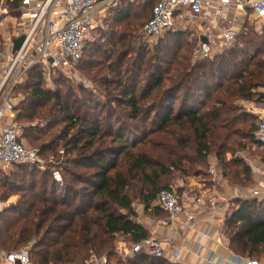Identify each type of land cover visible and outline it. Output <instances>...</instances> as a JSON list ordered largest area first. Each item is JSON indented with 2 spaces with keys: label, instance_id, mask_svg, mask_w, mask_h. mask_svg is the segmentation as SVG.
I'll use <instances>...</instances> for the list:
<instances>
[{
  "label": "trees",
  "instance_id": "obj_1",
  "mask_svg": "<svg viewBox=\"0 0 264 264\" xmlns=\"http://www.w3.org/2000/svg\"><path fill=\"white\" fill-rule=\"evenodd\" d=\"M7 2L9 11L19 15L23 0ZM154 4L155 0L124 1L109 12L108 18L135 31L137 27L129 19L136 16L139 7L149 11L150 19ZM249 22L246 20L241 27L245 31L242 36L247 39V47L237 48L235 43L232 48L198 59L196 63H192L187 54L178 60L175 57L169 62L167 70L160 67L157 71L149 69L143 79L139 77V80L127 82L124 78L127 79L133 71L130 66L122 69L112 62L108 64V74L102 78L100 85L104 87L108 99L113 94L114 97L104 106L117 104L125 108L129 120H138L142 126L151 123L152 126L145 130L147 133L140 127L126 133V127L122 125H118L114 132L111 123L104 127L96 117L91 119L87 115L74 114L60 90L52 92L43 87L48 81L61 83L67 73L53 71L48 77L41 66L32 68L26 76L31 94L15 106L16 120L20 123L22 118L52 122L61 114L68 124L61 135L52 136L51 143L57 139L63 141L66 154L75 155L67 163L91 172L84 174L66 169L67 174L83 184L76 188L67 179V174L64 184L60 185L50 178L48 172H43L40 180L27 183L22 175L13 171L23 165L0 171L4 173L0 176V197L6 199L10 194H20L18 201L1 213V248L12 251L34 242L31 250L36 264H87L91 255L102 253L115 258L113 251L117 235L127 236L131 244L151 236L150 229L136 219L137 212L129 191L138 184L144 208L154 209L167 217L157 203V196L164 188L172 189L169 185L160 186L163 178L172 171H185L190 151L195 157L205 160V167H209V159L214 154L219 158L222 170L235 183L243 186L253 184L246 160L241 157L223 158V154H228L225 148L231 137V124L239 120V114L233 115V118L225 114L237 111L234 103L240 100L264 101V94L256 92L264 88V30L261 34L249 30ZM190 31L180 27L169 29L164 34L170 35L176 43L182 34ZM126 36L122 33L120 40L124 41ZM3 39L0 33V51ZM196 40L198 43L197 36ZM88 43L89 40L77 67L82 64L85 68L93 66L92 58L83 60L86 50L92 49ZM186 45L190 46V42ZM167 48L172 50V45L167 43L164 51ZM250 48L255 50L249 52ZM118 51L117 60L129 55V50ZM257 95L258 99L254 100ZM50 101L51 106L43 108L46 105L43 103ZM210 101L212 106L203 110ZM115 115L113 112L110 117ZM29 130L30 127L25 126V142ZM128 133L144 135V138L141 140L137 136L136 141H132L128 139ZM234 134L237 135V132L231 135ZM150 135H155V138L147 139ZM253 141L262 146L256 137ZM50 179L51 187L48 184ZM81 196L87 201L75 202ZM223 232L229 237L234 253L264 261V197L251 196L233 201L224 219ZM126 262L175 264L143 251L129 257Z\"/></svg>",
  "mask_w": 264,
  "mask_h": 264
},
{
  "label": "built area",
  "instance_id": "obj_2",
  "mask_svg": "<svg viewBox=\"0 0 264 264\" xmlns=\"http://www.w3.org/2000/svg\"><path fill=\"white\" fill-rule=\"evenodd\" d=\"M33 1L24 0L15 32L6 39L0 51V171L39 161L38 150L26 145L25 125L16 120L14 104L15 91L28 72L36 66H41L48 77L53 71L61 70L67 75L74 72L99 18L106 17L124 1L136 0H40L35 6ZM5 3L6 0H0V27L9 21L10 14ZM253 16L264 18V0H155L152 16L144 24L142 32L152 39L174 28L177 18L192 23L203 20L193 57L196 60L205 59L232 48L239 31L234 24L238 18ZM21 37L24 38L23 43L16 49L14 42ZM260 115L255 137L264 147V109ZM211 173H215V169ZM261 195L262 190L259 189L251 194L252 197ZM181 197L176 191L166 188L160 190L157 196V203L167 215L165 219L158 220V225H170L165 239L155 238L153 235L157 230H154L148 239L132 244L130 248H120L115 255H119L122 262L108 255H93L87 264H127L129 257L142 251L153 257L166 258L163 242L171 243L181 229L191 227L199 220V199L187 203ZM209 201L212 205L210 220L217 217L223 224L230 204H219L214 198ZM6 204L0 198V231L1 213ZM178 253L168 260L181 264ZM206 260L208 264H261L259 259L234 252L228 259L219 260L216 254H209ZM0 264L36 263L29 246L5 251L0 245Z\"/></svg>",
  "mask_w": 264,
  "mask_h": 264
},
{
  "label": "rangeland",
  "instance_id": "obj_3",
  "mask_svg": "<svg viewBox=\"0 0 264 264\" xmlns=\"http://www.w3.org/2000/svg\"><path fill=\"white\" fill-rule=\"evenodd\" d=\"M5 7L7 12L9 11V4L6 0ZM13 14V13H11ZM150 13L147 12L143 7H139L136 11V16L130 18L131 22L136 25L135 31L130 28H126L125 24L120 26V23L116 24L111 22V19L108 18H99L97 22L96 28L91 32L88 45H92L91 50H86L85 56L83 60L92 58L93 62L91 67L85 68V65H79L74 72L68 74L61 83H57L58 81H48L45 82L43 87L48 88L52 92L60 90L62 92V98L67 101L69 105V109L76 115L79 116H88L93 119L96 117L100 119L101 124L104 127L112 124L113 131L117 129L118 125H122L125 128L126 133L130 129H141V131L147 130L149 126H152L151 123H147L142 126L138 120H129L126 116L125 108L122 106H118L117 104L113 107L104 106L105 102L114 97V94L108 99L106 93L104 92V87H102L101 82L102 78L107 76L108 70L107 66L109 63L118 65L119 68L125 69L132 68V72L124 78V80L133 81L139 80V77L143 79L148 74V70L157 71V67H160L162 70H167L169 67V62L178 60L181 56L187 54L191 58L192 63H196L197 60L192 57L193 49L197 43L196 35L192 34L190 31L186 35L182 34L179 42H176L165 34L159 37H154L149 39L142 32V28L144 23L149 19ZM248 26L249 30H256L259 34L264 30V18L251 17ZM124 23V22H123ZM122 23V24H123ZM179 27V26H178ZM9 26L3 25L0 27V33H2L3 38H5V34H7ZM175 30L178 28L175 27ZM132 30V32L130 31ZM245 32L242 28L238 31V38L236 41V47H247L246 38L242 36ZM123 34H127L124 41L120 40V37ZM195 36V37H194ZM4 40L3 47L6 43V39ZM190 42V46H187L186 43ZM258 42V41H257ZM167 43L172 45V50L166 49ZM180 43V44H179ZM189 48V52L188 49ZM3 49V48H2ZM1 49V50H2ZM186 49V50H185ZM128 51L129 55L125 59L117 60V56L119 51ZM178 50V55L175 53ZM252 52L255 48H250ZM169 52V53H168ZM237 53V52H236ZM176 57V58H175ZM175 58V59H174ZM236 59V56L234 57ZM247 58V57H244ZM237 60V59H236ZM135 65H137V71L135 69ZM140 66V68H139ZM140 70L141 75H140ZM147 70V71H146ZM28 80L25 78L22 84L15 91L14 104L18 106L20 102L24 99H27L29 94H31V89L27 86ZM94 92V93H93ZM256 92H260L264 94V88L256 90ZM92 95H94L92 97ZM68 98V100H66ZM258 99V95L255 96L254 100ZM43 104V108H47L51 106L52 102H45ZM212 106V103H207L204 106L203 110H207ZM234 106L238 108L234 113H227L225 116L233 118V115H238L239 120L235 123L231 124L230 132L231 134L237 132V135L230 134V140L227 143V147L225 148L228 151V154H223V158L225 159H235L241 157L243 160H263L264 161V148L258 145L253 141V137H255V133L257 130V126L261 117V112L264 109V101H244L240 100L234 103ZM40 110V109H39ZM115 112L116 115L110 117V114ZM59 116V115H58ZM128 118V119H127ZM22 124L27 127H30L29 135L26 138V145L29 148L38 150V158L39 161L36 164L31 165H23L18 166L13 169L19 175L24 177V181L27 183L31 181H37L41 179L43 172H48L50 178L57 180L60 185L64 184V178L66 176L67 170L78 171L79 173L89 174L90 170H85L82 167H75L72 164H68L67 161L69 159L74 158V154H66V150L64 148L63 141L57 139L54 143H51L52 136H59L63 133V129L67 126L68 123L63 121V116L60 114V117L56 119H52L51 121H41L39 119H34L33 121L22 118ZM50 124L49 126H47ZM47 126V128L45 127ZM45 128V131L41 132V130ZM135 131V130H134ZM46 132V133H45ZM74 132V131H72ZM135 133V132H134ZM145 133H147L145 131ZM147 135V134H146ZM128 139L132 141H136L135 137L142 140L144 135L130 133L127 134ZM243 137H246L243 139ZM149 138H155V135H150ZM110 138L108 139V142ZM48 144V145H47ZM110 143H108L109 145ZM45 148H44V147ZM47 146V147H46ZM140 148L141 146H137ZM230 151V152H229ZM190 160L186 163L185 171H177L174 170L168 176L163 178L161 188L163 186L169 185V187L176 191L178 195L181 193H187L191 196H196V194H201V191L206 190L209 187L217 184V180H219V176L221 175V169H218L215 173H211L210 167H205L202 158H197L194 155L193 151H190ZM214 158L216 156L212 155ZM211 156V157H212ZM219 160V158H216ZM11 172H8L10 174ZM0 176H4V173H0ZM11 178L13 175H10ZM67 179L73 186L76 188H80L83 186L82 183L73 179V177L67 174ZM19 182V180H18ZM51 187V179L48 181ZM255 184H248L245 187L254 188ZM139 185L133 187L129 194L133 199V206L135 211L137 212V220L143 224H145L149 229L154 222V219L161 220L165 219V215L157 212L156 210H146L142 203V195L139 192ZM17 190V186H16ZM1 192V191H0ZM1 194V193H0ZM250 196V194L248 193ZM264 197V189L262 190V195L260 198ZM1 198V197H0ZM20 198V194H10V196L6 199L1 198L6 201L7 204L2 212H4L9 206L16 203ZM244 198V197H243ZM240 198H234L230 200L232 203L235 200ZM80 200L87 201V198L84 196L78 197L77 201ZM122 212H126L123 210ZM34 245V242L27 244L31 249ZM132 244L129 241V238L124 235H117L114 240V253L119 251L120 248L128 247L130 248ZM97 256H104L107 253L102 254H93ZM91 255V257L93 256ZM90 257V258H91ZM121 258L119 255H116L114 260H119ZM90 260V259H89Z\"/></svg>",
  "mask_w": 264,
  "mask_h": 264
},
{
  "label": "crops",
  "instance_id": "obj_4",
  "mask_svg": "<svg viewBox=\"0 0 264 264\" xmlns=\"http://www.w3.org/2000/svg\"><path fill=\"white\" fill-rule=\"evenodd\" d=\"M39 1L40 0H34L32 5L35 6ZM21 6L18 10L19 15H13L10 13L9 21L4 24L9 26L4 39H7L9 36L14 34L17 20L20 17ZM108 15L109 12L106 17ZM250 19L252 18H238L237 22L234 24L235 28L239 30L242 27V24L246 20L250 21ZM203 23V20H198L196 23H192L188 20L177 18L175 27L188 28L194 33V35L198 36V34H201V26ZM229 25L231 24H228V26ZM246 162L251 169L249 176L252 178L251 180H253V184H255L254 188H251V190L240 183H235L232 178L228 176L224 170H222L220 161L214 157H210V169H215V172L218 169L222 170L219 180H217V184L201 191V194H196V196L181 193V199L183 202L190 203L193 202L195 198L199 199L197 206L199 220L191 227L181 229L171 243L163 242V249L167 259H171L179 252L178 254L180 255L181 264H208L206 258L209 254H216L219 260L224 258L228 259L231 256L233 251L229 245V237L224 235L223 224L219 222L217 217L212 221L209 218V214L212 209V205L209 200L210 198H214L219 204H222L223 202L231 204V199L243 197L248 198L251 197V194L255 189H264V161L250 159ZM154 222L156 224H153L150 227L151 233L154 230H157V233L153 236L161 240L165 239V237L169 234L170 225H158L157 219H154ZM261 264H264L263 260L261 261Z\"/></svg>",
  "mask_w": 264,
  "mask_h": 264
},
{
  "label": "water",
  "instance_id": "obj_5",
  "mask_svg": "<svg viewBox=\"0 0 264 264\" xmlns=\"http://www.w3.org/2000/svg\"><path fill=\"white\" fill-rule=\"evenodd\" d=\"M23 40H24L23 37H21V38L15 40L14 43H15V48H16V49L19 48V47L21 46V44L23 43ZM203 40H205V38H203Z\"/></svg>",
  "mask_w": 264,
  "mask_h": 264
}]
</instances>
